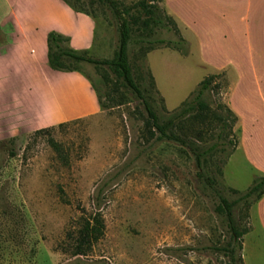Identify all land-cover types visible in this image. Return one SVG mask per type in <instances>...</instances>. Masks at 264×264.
<instances>
[{
	"label": "rangeland",
	"instance_id": "374dc122",
	"mask_svg": "<svg viewBox=\"0 0 264 264\" xmlns=\"http://www.w3.org/2000/svg\"><path fill=\"white\" fill-rule=\"evenodd\" d=\"M68 1L99 18L98 45L101 37L107 38L105 52L93 48L87 54L114 57L119 35L108 5L103 0ZM117 1L139 18L131 23L134 38L148 33L138 11L142 0ZM166 1L152 2L164 25L152 26L155 34L149 39L167 43L149 52L141 44L130 45L136 81L142 88L154 84L153 105L165 119L191 98L203 79L213 76L207 92L214 112L208 119L213 122L182 121L174 132L197 147L215 143L221 132L231 142L209 156L203 170L227 187L246 190L256 176L264 175V0L254 8L257 27L247 21L241 27L245 50L238 67L241 95L233 103L242 117L237 120L220 106L230 107L237 79L235 68H222L231 56H212L206 50L204 23L192 21L190 0ZM169 41L181 43L177 47ZM251 44L254 56L248 50ZM72 65L92 82L98 108L42 130L28 128L58 120L55 93L64 80L52 78L47 89L51 113L43 105L40 83H16V70L9 67L0 84V264H230L222 250L228 242L226 224L214 211L216 198L201 189L191 150L155 141L142 100L107 66L86 61ZM67 86L72 97L75 85ZM19 117L26 129H16ZM194 126L202 130L201 138L189 130ZM96 211L102 213L104 235L88 255L75 256L69 250V233ZM241 225L250 227L243 238L244 264H264V196Z\"/></svg>",
	"mask_w": 264,
	"mask_h": 264
},
{
	"label": "crops",
	"instance_id": "0c3cea01",
	"mask_svg": "<svg viewBox=\"0 0 264 264\" xmlns=\"http://www.w3.org/2000/svg\"><path fill=\"white\" fill-rule=\"evenodd\" d=\"M172 1L166 2L170 4ZM260 2L261 0H190L189 3L193 10L192 21L204 23L206 50L212 56H216L218 52L230 55L227 65L222 68L230 66L238 72L237 79L232 82L234 84L229 105L239 119H242L240 110L233 103L241 95L243 83L238 78L241 77L238 67L243 62L241 54L245 50L241 27L246 21L253 29L257 27L254 8H258ZM99 23L97 16L78 11L65 0H0V84L4 83V74L9 67L16 70V83H40L44 90L43 105L45 110L48 106L46 112L51 113V95L47 89L52 87V78L57 82L60 78L64 80L59 82L60 86H57L55 93L58 120L38 124L28 130L80 118L98 108V101L90 84L92 82L81 69L61 71L50 66L48 35L56 32L67 37L68 47L76 51L89 53L95 48L98 52H105L103 44L107 38L101 37L99 45L96 43ZM86 27L89 28L87 33ZM248 50L250 55H256L253 44ZM67 83L75 85L72 97L66 90ZM45 118L46 113L43 120ZM23 119H16V129H26L21 121ZM12 134H16V131Z\"/></svg>",
	"mask_w": 264,
	"mask_h": 264
},
{
	"label": "trees",
	"instance_id": "16d2710c",
	"mask_svg": "<svg viewBox=\"0 0 264 264\" xmlns=\"http://www.w3.org/2000/svg\"><path fill=\"white\" fill-rule=\"evenodd\" d=\"M65 1L70 4L68 0ZM103 1L111 9L117 21L119 38L114 57L98 59L89 56L84 51L73 50L65 46V42L68 41L67 37L56 32H50L48 35V61L50 66L61 71L77 70L78 67L72 65L74 61H86L98 66H107L118 80H121L127 88L142 100L147 114V120L151 126V134L155 137V141H172L187 146L191 150L195 158L197 166L196 176L201 184V189L205 194L216 198L214 211L227 227L228 242L226 246L222 247L224 255L229 258L230 264H244L241 254L243 250V238L250 231V227L242 226L241 220L248 219L249 209L264 196V175L256 176L252 184L246 190L227 187L217 177L207 176L203 170V166L209 156L222 152L227 142L231 141L223 140V136L220 132L215 143L205 147H197L189 143L185 136L177 135L174 132V129H176L182 121H189L191 125L204 124L206 122L211 124V122H213L214 119H208L210 112H214L211 109V104L207 100V92L210 90L211 84L213 83V76H208L203 79L198 84V87L190 99L185 101L183 105L175 110L168 118H162L153 105L152 92L154 91V84L152 83L150 89L142 88L138 84L134 76L129 54L130 45L132 43L141 44V46L148 49V52L157 48L158 45L167 43L164 39H149L155 34L153 29L154 26L158 27L164 25L163 18L161 16L159 17V15L155 16L154 14L155 11H160L159 7L152 3L154 0H142L137 4L139 13L144 15L141 23L148 33L140 34L139 37L134 38L131 23H136L139 18L130 16V8H121L117 0ZM75 9L83 11L79 9V7ZM172 42L174 41H169V43ZM174 43L179 47L181 42L176 41ZM151 78L153 80L152 74ZM220 106L225 108L235 120L239 119L228 105L222 104ZM217 120L225 122V117L218 115ZM189 130H191V133L195 134L196 137L201 138V129H197L194 126L189 127ZM51 143L53 146L57 147L56 142L52 140ZM231 154V151L226 152L223 163L227 162ZM219 171L221 172L222 170L219 169ZM230 195H234V197H230ZM240 209L242 210L241 214ZM104 232L105 222L102 213L101 211H96L89 217L83 218L79 227L75 231L69 233V238L71 240L69 250L75 256L88 255L94 244L103 237Z\"/></svg>",
	"mask_w": 264,
	"mask_h": 264
}]
</instances>
